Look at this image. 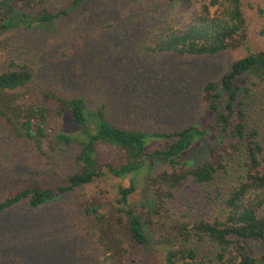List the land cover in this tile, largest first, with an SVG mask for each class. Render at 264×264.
Masks as SVG:
<instances>
[{"label": "trees", "instance_id": "1", "mask_svg": "<svg viewBox=\"0 0 264 264\" xmlns=\"http://www.w3.org/2000/svg\"><path fill=\"white\" fill-rule=\"evenodd\" d=\"M248 6L254 9L245 0H209L190 20L177 25L166 21L145 44L146 58L216 56L238 49L247 39ZM258 11L264 15L261 8ZM66 13H53L48 0H0V34L21 26L51 25ZM101 68L104 72L102 64L98 66ZM35 76L30 63L16 60H10L0 73V129L18 147L30 149L33 145L43 151L44 145L50 143L55 158L54 138L67 146H77L71 161L75 173L67 176L66 186L52 188L34 181L10 191L0 201V216L21 206L35 211L69 191L103 179H129V187H119L116 206L98 200L82 204L85 216L94 223L91 230L104 253L103 264H130L126 246L139 249V258H133L132 264H142L140 254L151 245V231L163 234L158 241V251L164 256L161 264H264V249L259 256H253L244 244L255 241L264 245V121L260 123L257 117L262 111L259 105L264 107V51L236 60L229 72L205 86V98L224 139L210 146V158L197 167H189L183 160L211 136L210 129L189 125L174 132L148 133L123 128L109 110L112 103L106 91L86 90L95 92L101 100L91 113L84 98L70 97L61 89L41 84ZM108 81L104 76L90 82L107 86ZM65 117L75 126L74 132L50 134L53 119ZM90 118L95 120L94 126ZM154 142H164L166 146L148 151ZM103 145L122 153L119 165L101 162L99 146ZM230 160L236 161L234 182L212 192L210 188L217 179L229 174ZM157 163L163 166L152 174ZM143 176L153 199L136 209L130 198ZM1 181L4 179L0 180L4 185ZM202 192L216 198L214 218L185 222L171 215L183 213L185 201L194 206L193 198ZM18 261L17 264H39V252L33 249L26 259Z\"/></svg>", "mask_w": 264, "mask_h": 264}, {"label": "rangeland", "instance_id": "2", "mask_svg": "<svg viewBox=\"0 0 264 264\" xmlns=\"http://www.w3.org/2000/svg\"><path fill=\"white\" fill-rule=\"evenodd\" d=\"M245 1L254 9L249 6L246 9L247 39L238 49L216 56L166 55L148 60L144 46L166 21L177 25L190 20L209 0H190V3L48 0L53 13L63 10L67 13L51 25L21 26L1 33L0 73L7 69L10 60L30 63L41 84L61 89L70 97L84 98L89 112L95 110L101 100L95 92L86 93V90H104L112 103L109 110L117 118V125L123 128L148 133L174 132L189 125L208 128L211 136L202 140L183 160L189 167H197L210 158V146L219 145L224 139L205 98V86L229 72L236 60L264 51V15L258 11L259 8L264 11V0ZM101 64L104 72L103 68L98 69ZM104 76L109 79L107 86L92 83L93 78ZM91 85L98 87L91 88ZM259 106L262 111L257 117L261 123L264 107ZM90 122L95 125L93 118ZM74 130L75 126L67 117L54 118L49 129L53 136L70 135ZM53 141L56 158L50 151V143L44 145L43 151L33 145L30 149L18 147L12 145L0 129V180L4 179L1 182L5 185L0 183V201L10 191L34 181L52 188L67 185V176L75 173L71 161L78 147L62 144L56 138ZM165 146L164 142H154L148 151ZM99 154L103 163L119 165L123 160L122 153L114 147L99 146ZM235 162L230 160L229 174L217 179L210 188L212 192L216 187L222 190L234 182ZM162 166L155 164L152 174ZM139 183L137 192L130 198L136 209L142 208L146 201L149 205L153 199L144 176ZM129 184V179H103L75 192L69 191L35 211L21 206L2 214L0 264H17L18 259H26L33 249L39 252V264H103L104 253L96 245L91 230L94 223L85 216L82 204L98 200L107 206H116L120 185L129 187ZM193 201L194 206L185 201L186 210L171 215L185 222L216 216L215 196L202 192ZM149 235L151 245L141 251V263L161 264L164 256L158 251V241L163 236L162 231H151ZM10 243L13 246H9ZM244 244L253 256L263 252L264 245L260 242L245 241ZM126 247L132 264L133 258H139L140 251Z\"/></svg>", "mask_w": 264, "mask_h": 264}]
</instances>
